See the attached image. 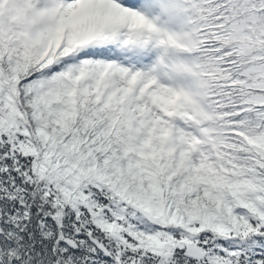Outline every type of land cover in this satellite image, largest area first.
Here are the masks:
<instances>
[{
    "label": "snow or ice",
    "instance_id": "1",
    "mask_svg": "<svg viewBox=\"0 0 264 264\" xmlns=\"http://www.w3.org/2000/svg\"><path fill=\"white\" fill-rule=\"evenodd\" d=\"M0 264H264V0H0Z\"/></svg>",
    "mask_w": 264,
    "mask_h": 264
}]
</instances>
